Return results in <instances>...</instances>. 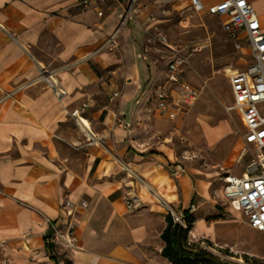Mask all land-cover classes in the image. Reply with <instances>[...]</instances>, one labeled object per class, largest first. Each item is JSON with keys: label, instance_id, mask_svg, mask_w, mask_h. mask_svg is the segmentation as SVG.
Segmentation results:
<instances>
[{"label": "crops", "instance_id": "crops-1", "mask_svg": "<svg viewBox=\"0 0 264 264\" xmlns=\"http://www.w3.org/2000/svg\"><path fill=\"white\" fill-rule=\"evenodd\" d=\"M199 1L204 10L197 13L216 18L223 32L226 18L210 13L221 0ZM248 1L264 28V0ZM183 3L104 0L82 10L76 0H0V264H170L160 257L163 244L148 231H152L149 213L159 208L153 200L145 204L132 193L128 199L135 197L140 205L134 210L150 208L127 218L107 195L86 202L80 196L85 184L74 168L64 163L61 150L64 143L83 155L86 165L97 161L99 167L102 149L117 153L136 174L149 179L147 186L160 193L175 212L182 215L189 210L197 193L188 182L182 178L172 189L169 179L154 174L166 172L164 161L155 155L138 161L143 158L133 142L138 120L133 104L142 84L153 86L165 78V69L155 79L149 78L143 30L159 7L181 9ZM100 10L102 16L98 17ZM245 50L249 58L246 67L252 60ZM41 73L54 84L38 82ZM182 74L186 80L184 68ZM28 82L27 88L4 99L12 89ZM56 90L64 95L58 97ZM115 92L119 95L110 102ZM85 105L80 119L88 126L83 129L71 113ZM171 108L174 119L161 116L156 107L154 117L182 123L184 107L175 109L171 103ZM74 124L80 135L71 131ZM228 132L226 123L205 130L208 144ZM92 137L99 147L89 142ZM131 150L138 154L131 156ZM65 202L86 204L73 218L76 249L53 242L51 223L61 222ZM157 213L153 218H158ZM134 223L137 228H132ZM199 223L204 226L202 221L195 226ZM115 224L121 225L120 235L122 232L126 238L119 243L112 234Z\"/></svg>", "mask_w": 264, "mask_h": 264}, {"label": "rangeland", "instance_id": "rangeland-1", "mask_svg": "<svg viewBox=\"0 0 264 264\" xmlns=\"http://www.w3.org/2000/svg\"><path fill=\"white\" fill-rule=\"evenodd\" d=\"M140 1L151 5L155 0ZM153 15L143 30L142 44L148 60L149 78L161 75L170 59L181 54L186 59V80L198 89L200 96L194 105L182 108V123H169L154 117L153 89L150 82H144L133 104L138 111L133 142L139 154L131 150L130 155L138 154L143 158L138 161H147L149 155L160 157L166 172L160 170L155 175L161 174L169 179L174 190V186L177 187L179 180L184 178L197 193L191 204L194 209L188 210L194 222L186 238L187 247L203 248L228 264H264V234L249 228L246 217L234 205L225 202L222 188V179L227 174L245 173L252 151L249 148L241 155L243 129L238 115L230 109L232 101L227 80L229 71L242 70L249 62L245 46L241 43L240 48L237 47L222 32L216 18L194 13L186 0L181 9L159 7ZM161 38H165V44L160 42ZM222 123L228 126V135L209 145L205 130ZM71 128L72 132L80 135L75 124ZM89 142L99 147L95 138ZM62 145L64 163L74 168L85 184L80 196L86 202L91 203L96 196L107 195L110 202L121 206L124 218L150 208L146 205L139 210L124 211L122 204L132 193L139 195L145 204L150 202L151 196L145 193L147 191H141V186L151 183L148 178L136 174L132 166L124 164L119 154L108 153L101 148L102 165L99 167L97 161L86 165L83 155L64 143ZM175 166L180 167L178 175L171 174ZM80 203L84 202L75 204ZM170 208L172 212L161 207L149 213L152 231H148L154 240H160L167 225L166 216L185 227L181 214ZM156 212L158 218H153ZM198 221L208 229L200 223L195 226ZM135 225L132 224V228H137ZM120 231L121 225L115 224L112 234L117 243L126 239Z\"/></svg>", "mask_w": 264, "mask_h": 264}, {"label": "built area", "instance_id": "built-area-1", "mask_svg": "<svg viewBox=\"0 0 264 264\" xmlns=\"http://www.w3.org/2000/svg\"><path fill=\"white\" fill-rule=\"evenodd\" d=\"M103 1L76 0V4L84 10L96 6L98 3L102 4ZM188 1L195 13L204 10L201 1ZM210 13L226 18L222 25L224 34L239 48L243 43L252 60L251 64L244 69L233 71L228 77L233 101L230 109L238 115L241 127L244 129V133L240 137L243 144L241 155L249 148L252 151L244 174L240 176L227 174L223 177V197L229 205H236L238 211L246 217L249 228L264 234V28H261L258 17L253 12L248 0H221L211 8ZM97 16H102L101 10L97 12ZM160 42L165 44V38H161ZM185 64L186 59L181 54H175L165 66L164 80L152 86L156 110L161 116H166L170 120L174 119V113H170L173 110L171 103L175 105V109L190 107L196 103L200 96L199 91L183 78L182 69ZM37 79L38 82L42 81L48 85L54 84L53 79L45 76L44 73H41ZM30 84L31 82H28L12 89L11 92L5 94L4 99L13 97L14 93L27 88ZM55 93L60 98L64 95L60 90H56ZM174 94L177 95L176 98H174ZM118 95L117 92L113 93L110 102ZM82 107L81 110L71 113V117L76 123L78 120L81 121V113L87 108L86 105ZM179 171L180 167L175 166L171 174L178 175ZM144 188L151 196L154 205L172 212L170 205L162 196L147 185ZM124 206H126V210L132 211L140 205L137 199L132 197L125 201ZM61 207L63 208L61 222L51 223L53 242L62 243L69 249H76L77 237H75L73 218L79 207L86 208V204L76 205L65 202ZM193 209L192 205L189 211ZM176 218L180 221V218Z\"/></svg>", "mask_w": 264, "mask_h": 264}, {"label": "trees", "instance_id": "trees-1", "mask_svg": "<svg viewBox=\"0 0 264 264\" xmlns=\"http://www.w3.org/2000/svg\"><path fill=\"white\" fill-rule=\"evenodd\" d=\"M181 216L185 227L175 223L170 216H166L167 225L160 236L163 242L160 257L170 264H228L203 248L186 246L188 231L194 220L188 211L183 212Z\"/></svg>", "mask_w": 264, "mask_h": 264}, {"label": "bare ground", "instance_id": "bare-ground-1", "mask_svg": "<svg viewBox=\"0 0 264 264\" xmlns=\"http://www.w3.org/2000/svg\"><path fill=\"white\" fill-rule=\"evenodd\" d=\"M80 124H81V126H82L83 129H85V127L88 126L87 121H86V122H85V121H83V122L80 121ZM159 194H160V193H159ZM233 205H234V204H233ZM234 206L236 207V205H234ZM236 208H237V207H236ZM239 261H240V260H239Z\"/></svg>", "mask_w": 264, "mask_h": 264}]
</instances>
